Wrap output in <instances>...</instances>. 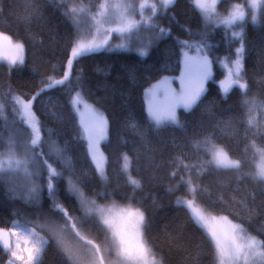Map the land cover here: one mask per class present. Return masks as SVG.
I'll return each instance as SVG.
<instances>
[{"label":"trees","instance_id":"obj_1","mask_svg":"<svg viewBox=\"0 0 264 264\" xmlns=\"http://www.w3.org/2000/svg\"><path fill=\"white\" fill-rule=\"evenodd\" d=\"M74 4L79 6L78 0H0V33L24 45L22 65L9 67L0 63V102L4 103L6 117L0 120V146L13 133L28 130L13 111L10 94L27 100L48 78L63 77L76 37V27L64 12ZM233 5L243 6L245 20L227 28L209 26L192 0H174L169 7L158 9L153 27L141 25L139 34L148 43L145 56L106 50L113 42H121L112 33L104 49L73 61L71 93L67 88L51 89L32 105L40 123L51 130V140L66 148L67 164L55 155L45 157L63 172L54 180L56 199L74 215L82 214L76 197L68 191L69 178L98 203L128 204L127 198L133 197L131 203L145 212L149 223L146 237L163 264H213L212 246L205 232L193 222L187 208L177 204L178 197L187 195L181 177L187 179L189 175L207 189L197 198L207 212L242 223L249 233L264 240V183L248 175L256 171L259 158L253 157L251 148L245 151L252 140L264 147V108L254 110L256 126L250 127L244 104L245 98L264 104V10H257L255 22L250 19L252 11L247 0H219L217 11L226 14ZM233 31L241 32L242 40L233 37ZM185 41L193 47L205 46L211 75L196 104L190 109H178L179 123L157 129L147 115L145 91L164 77L176 78L183 73L182 51L188 48ZM239 43L244 50L241 75L248 87L245 94V90L233 85L225 94L221 87L225 72L219 61L232 59ZM76 92L107 121L106 138L101 144L106 179L97 173L85 141L77 138L79 124L69 104L70 95ZM130 121L139 131L130 126ZM209 134L233 158L243 161L239 174L234 170H211L197 175L195 168L189 171L183 167L209 158L203 149L193 148L194 140ZM41 137H46L45 131ZM37 151L48 153V144H42ZM124 153L132 160L131 175L141 183L135 193L121 170ZM46 181L47 172L41 170L33 198L28 188L12 176L0 179V228L8 230L17 220L43 223L45 217L57 215ZM98 193L110 195L102 199ZM90 229L100 238L103 236L93 223ZM9 259V253L0 248V264H9ZM41 264H65L54 238L49 240Z\"/></svg>","mask_w":264,"mask_h":264},{"label":"snow or ice","instance_id":"obj_2","mask_svg":"<svg viewBox=\"0 0 264 264\" xmlns=\"http://www.w3.org/2000/svg\"><path fill=\"white\" fill-rule=\"evenodd\" d=\"M66 2L67 0H61V3ZM160 2L164 8H167L174 3V0H160ZM217 2L218 0H192L194 7L209 23L231 27L245 20L246 13L240 5L236 6L235 11H230L228 15L221 17L217 11ZM78 5L74 4L64 12V15L76 27V37L63 77L61 79L48 78L43 82L44 86L27 100L10 94L13 111L20 117L22 123L27 125L28 130L14 133L9 136L4 146H0V179H3L5 175L22 178L29 185V195L36 198L35 193L38 186L35 181L40 178L41 170H46V187L53 199V210L57 215L45 217L43 223L17 220L10 224L7 231L0 228V248L10 253L9 264H15L16 261H20L21 264H41L43 253L49 244L47 234L52 233L65 259V264H163L162 259L157 258V254L146 237L149 223L145 212L141 210V207L131 203L133 197L127 198L129 203L125 206L115 201L110 204H100L96 199L87 197L78 182L69 178L68 191L77 197L83 217L74 215L56 199L57 190L54 180L61 177L63 172L58 171L45 157L55 155L57 159H63L67 164L66 148L51 140V130L46 129L40 123L32 110L33 102L42 93L51 89L67 88L71 93L73 89L70 84V73L74 60L85 54L104 49L113 32L123 35L132 33L134 29L139 30L141 25L153 27L152 21L158 11L156 3L140 2L137 9L133 0H78ZM248 7L252 9L251 19L255 22L257 10H264V0H249ZM145 9H150L152 15L145 17ZM138 10L141 17L139 20L134 18ZM232 35L242 40L241 32L233 31ZM183 43L188 48L193 47L186 41ZM119 47H124V45H119ZM195 47L197 56H190L187 52L184 56L186 67H191L195 62L198 71L195 75L189 74L186 82L182 80L183 86L179 94L170 91L167 87V80L154 85L145 93L148 98V114L152 126L157 129L167 123L178 124L177 107L190 109L204 91V81L211 75V61L206 54L200 55L204 50V45L198 44ZM242 52L243 44L236 50V59L231 62L232 67L229 68L228 79L221 82L225 94L233 85L245 90L246 94L248 86L246 82H243L241 75ZM140 54L146 55V52L141 50ZM0 58L7 60L10 67L17 64L22 65L24 63L23 43H14L10 36L0 33ZM158 93H162L163 100L159 98ZM69 104L72 112L79 117L77 138L87 141L88 152L96 171L101 178L106 179L105 159L99 152L98 145L105 138L107 121L102 113L83 98L80 92H76L75 96L70 95ZM244 104L248 109L247 124L250 127L256 126L254 110L257 107L264 108V104L258 105L255 99L248 98H245ZM3 109L4 103L0 102V120L6 119L3 116ZM129 124L134 130L139 131L134 121H130ZM42 131L46 132L44 139L41 137ZM45 143L48 144L49 152L37 151ZM193 148L196 151L203 149L209 157L206 160L201 159L194 165H183L189 171L195 168L197 175H203L211 170H234L239 174L242 169L243 161L233 158L223 146L215 143L210 134L202 140H194ZM249 148L252 150L253 157L259 158V162L256 163V171L248 175L264 183V147L252 140L250 145L245 146V151ZM122 160L121 170L127 175V182L133 186V193H135V190L141 187V183L131 175L132 160L127 153L123 154ZM172 175L175 176L176 172ZM181 183L186 186L187 195L178 197L177 204L186 207L193 222L205 231L212 246L213 264H264V240L249 233L242 223H234L227 216H216L207 212L197 202L198 196L207 189L195 182L191 175L187 179L181 177ZM178 188L179 185H177ZM97 195L102 199H107L110 194L98 193ZM188 196L191 198H187ZM85 220H91L103 234L104 239L100 243L85 234ZM40 232H45L46 235L42 236Z\"/></svg>","mask_w":264,"mask_h":264},{"label":"rangeland","instance_id":"obj_3","mask_svg":"<svg viewBox=\"0 0 264 264\" xmlns=\"http://www.w3.org/2000/svg\"><path fill=\"white\" fill-rule=\"evenodd\" d=\"M133 2L137 5V9H138V5H139V3L140 2H145V3H156L157 4V9H161V8H164L163 6H162V4H161V2H160V0H153V2H152V0H133ZM218 2H219V0H218ZM218 2H217V5H218ZM248 3H249V0H247V6H248ZM236 6L237 5H233L231 8H230V10H229V12L230 11H235L236 10ZM242 8H243V6H242ZM249 8V7H248ZM244 9V8H243ZM251 11H252V9L251 8H249ZM229 12H227L226 14H223V15H221V14H219L221 17H223V16H226V15H228V13ZM202 14V13H201ZM152 15V13H151V10L150 9H145L144 10V16L145 17H148V16H151ZM203 15V14H202ZM134 18L135 19H137V20H139V19H141V17H140V15H139V10L137 11V13L136 14H134ZM251 19V18H250ZM251 21H252V19H251ZM206 23L209 25V26H212V25H214V26H221V27H225L224 25H220V24H218V23H209V22H207L206 21ZM112 27H115V25H112ZM227 28H229V27H227ZM140 32H139V30H133L132 31V33H127V34H119V33H116V32H113V34H114V36L115 37H117L118 39H121L120 41L121 42H113L111 45H108L107 46V48H106V50H108V51H113V50H115V51H126V52H135V53H137L138 55H140V56H145V55H141L140 54V52H141V50H143L144 52H146V54H147V52H148V47H147V44H146V42H144V40L142 39V37H141V35L139 34ZM123 40V41H122ZM14 43L15 42H17V41H15V40H12ZM20 43V42H19ZM119 45H124V47H119ZM196 46V45H195ZM192 47L191 48V50L189 49V48H186V49H184L183 51H182V65H183V73L179 76V77H164V78H162V79H160L159 81H157V82H155L151 87H149L148 89H151V88H153V86L154 85H159L162 81H165V80H167L168 81V84H167V87L170 89V91L171 92H174V93H176V94H179L180 92H181V89H182V80L183 81H187V78H188V76H189V74H191V75H195L196 73H197V71H198V66H197V64L195 63V62H193L192 63V65H191V67H186V63H185V56H184V53L185 52H187L190 56H197L198 54H197V52H196V47ZM205 47V46H204ZM241 47V43H239L238 44V46H237V48H236V50L238 49V48H240ZM205 54V48H204V50H203V52L202 53H200V55H204ZM243 56H244V50H243V52H242V63H243ZM235 59H236V52H235V54H234V56H233V58L232 59H227V58H222V59H220V61H219V66L221 67V68H223V70H224V72H225V77H224V79L222 80V81H226L227 79H228V73H229V68H231L232 67V63L231 62H233V61H235ZM0 63H3V64H5V65H7V66H9V64H8V61L7 60H4V59H2V58H0ZM21 64H17V65H15V66H20ZM10 67V66H9ZM11 67H14V66H11ZM204 91H203V93L201 94V96H200V98L202 97V95L204 94V92H205V88H206V85H205V81H204ZM222 87V86H221ZM147 89V90H148ZM147 90L145 91V93L147 92ZM73 96H75V94H73ZM158 96H159V98L161 99V100H163V95H162V93H158ZM145 104H146V109H148V98L146 97V95H145ZM199 98V99H200ZM198 99V100H199ZM197 100V101H198ZM196 104V103H195ZM194 104V105H195ZM91 105V104H90ZM193 105V106H194ZM192 106V107H193ZM95 108V107H94ZM180 108H184V107H177V109H176V116H177V111H178V109H180ZM96 109V108H95ZM97 110V109H96ZM100 112V111H99ZM101 113V112H100ZM147 115H148V118H149V120H150V117H149V114H148V110H147ZM76 117H77V121L79 120V117L76 115ZM105 118V117H104ZM151 121V120H150ZM79 124V123H78ZM165 125H177V124H175V123H167V124H165ZM164 125V126H165ZM17 133V132H16ZM14 134V133H13ZM12 134V135H13ZM106 134H107V127H106ZM105 138H106V135H105ZM105 138L104 139H102L100 142H99V145H98V147H99V152L100 153H102V151H101V144H102V142L105 140ZM85 141V143H86V146H87V151H88V145H87V141L86 140H84ZM88 155H89V152H88ZM102 155H103V153H102ZM104 157V156H103ZM89 158H90V160H91V162L93 163V161H92V159H91V156L89 155ZM258 162H259V160H258ZM257 162V163H258ZM93 165H94V167H95V164L93 163ZM96 169V168H95ZM104 171H105V166H104ZM98 173V172H97ZM99 174V173H98ZM99 176L101 177V175L99 174ZM12 178H14V181L15 182H17V183H19L21 186H23V187H25V188H28L29 189V185L22 179V178H20V177H14V176H12ZM103 179V178H102ZM25 196L27 197V195L25 194ZM75 196V195H74ZM76 197V196H75ZM76 200L78 201V199H77V197H76ZM79 202V201H78ZM111 202H104V203H100V204H110ZM119 205H121V206H125V205H127V204H119ZM188 210V209H187ZM189 211V210H188ZM190 214V213H189ZM79 217H83V212H82V214L81 215H79ZM92 221L91 220H85V222H84V231H85V234H87V235H89L90 236V238H95L96 239V242L97 243H100L103 239H104V236H102L101 238L98 236V235H96L94 232H92V229H90L91 228V225H92ZM202 229V228H201ZM90 230V231H89ZM203 230V229H202ZM7 231V230H6ZM204 231V230H203ZM205 232V231H204ZM40 235H42V236H44V235H46V233L45 232H40ZM47 237H48V239L50 240L51 238H54L55 239V236H54V234H52V233H48L47 234ZM100 238V239H99ZM22 247H23V245H22ZM26 255V254H25ZM9 257H10V253H9ZM9 263V262H8ZM15 264H21V262L20 261H16L15 262Z\"/></svg>","mask_w":264,"mask_h":264}]
</instances>
